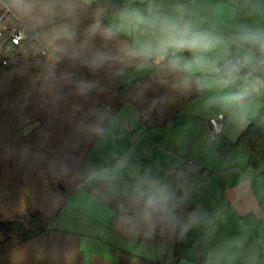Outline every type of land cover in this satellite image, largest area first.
Returning <instances> with one entry per match:
<instances>
[{
	"label": "crops",
	"instance_id": "obj_1",
	"mask_svg": "<svg viewBox=\"0 0 264 264\" xmlns=\"http://www.w3.org/2000/svg\"><path fill=\"white\" fill-rule=\"evenodd\" d=\"M1 2L6 5L7 0ZM80 2L82 4V0ZM176 2L157 0V3L165 5ZM179 2L187 4L195 12L200 27H215L227 32L240 23L264 26V0ZM98 4L107 7L102 22L108 25L118 22L116 13L121 8L129 6L144 10L148 0H92L90 5L82 4L78 11L83 18L77 27L73 50L78 49L84 38L83 33L93 22V11ZM17 17L26 28H32L34 39H39L40 44L44 45L42 49L47 50L45 58L37 60V80L34 81L55 98L47 108L48 112L67 117L72 115L71 118H76V122L81 117V120L86 121L79 127H76L77 124L73 126L74 122L59 121L63 123V128L73 130L60 136V146L64 150L78 143L80 147L74 157L78 163L70 168L72 171H69L67 181L61 185L56 208L46 216L52 225L59 220L63 225L70 223L80 226V230L63 226L48 228L45 234L32 241L40 238V241L49 242L53 238L60 246L61 256L65 258L71 244V263L119 264L114 259L109 263L100 261L102 256H119L120 249L104 241L107 235L112 234L116 238L121 234L135 240L154 239V236L134 235L119 229L116 226V201L108 188L98 182L86 181L92 169L114 164L116 159L125 154L129 167L124 170L121 187L145 170L161 180L173 183V186H176V174L183 173L187 183L178 191V195L182 194L185 198L182 209L178 210L181 216L184 217L190 206L193 210L202 208L208 217L214 214L219 216L215 223V233L211 237L207 235L206 223L180 235V243L175 245L177 233L173 234L170 238V255L175 251V264H202V255L207 247L238 234L241 226L248 228L250 241L264 234V166L251 167L248 149L237 142L249 123L241 126L219 107L207 106L206 102L217 94L216 90L199 93L193 88L190 92L181 93L172 87L176 77L166 76L157 65H142L123 58L119 50L125 44H133L143 38L141 34L126 28L109 41L96 36L85 49L79 50L80 56L77 58L65 56L57 59L59 53L55 47L60 42L51 40L53 25L47 22L38 24L29 18ZM68 19L72 18L58 15L55 23H68ZM97 50L108 53L111 59L93 72L84 64L83 57L91 56ZM163 79L167 80L166 84L161 83ZM79 80L98 81V88L87 95H78L76 83ZM153 101L156 103L153 104ZM263 109L264 100L254 101L253 118ZM100 114H104L102 126L105 132L96 135L88 130V125L96 123ZM217 115H223L224 122L221 133L213 137L208 121ZM66 123L71 127H67ZM80 127L89 135L88 140H80L81 134L77 131ZM260 127L264 130V114ZM226 142L234 146L221 159L218 149ZM63 153L65 159L73 162L72 156L67 157ZM84 168L86 172H81ZM77 183H81L82 187L78 188ZM84 254H87V261ZM131 256V260L126 258L125 264H149Z\"/></svg>",
	"mask_w": 264,
	"mask_h": 264
},
{
	"label": "clouds",
	"instance_id": "obj_2",
	"mask_svg": "<svg viewBox=\"0 0 264 264\" xmlns=\"http://www.w3.org/2000/svg\"><path fill=\"white\" fill-rule=\"evenodd\" d=\"M92 0H82L90 5ZM80 0H7L6 7L18 16L53 25L50 36L56 44L57 59L65 56L77 58L96 36L105 41L114 39L125 28L143 37L133 44H125L120 55L142 65H157L166 75L176 77L172 87L181 92L193 88L203 93L216 90V95L206 102L209 107H219L241 126H247L253 118V102L264 100V26L240 23L230 31L215 27H200L195 12L184 3L165 5L157 0H148L144 10L138 7H123L117 13V23L104 25L107 7L98 4L93 11V22L83 33L77 50L76 25L56 24L58 15L74 17L82 6ZM183 53H188L185 56ZM110 55L97 50L83 57L84 64L93 72L101 69ZM166 84L167 80H161ZM98 81L79 80L76 93L87 95L98 88ZM156 101H153L155 104ZM100 114L88 130L103 135ZM27 149H25L26 151ZM129 167L127 154L116 159L114 164L92 169L87 182L106 186L116 201V226L134 235L154 236L160 234L181 235L191 228L206 223L209 237L215 233L219 216L208 217L202 208L188 212L182 217L178 210L185 203L178 195L181 186L187 183L183 173L175 176L173 183L161 180L149 170L137 173L130 182L121 187L124 170ZM247 227L241 226L238 234L221 239L207 247L202 255V264H264V234L250 241Z\"/></svg>",
	"mask_w": 264,
	"mask_h": 264
},
{
	"label": "rangeland",
	"instance_id": "obj_3",
	"mask_svg": "<svg viewBox=\"0 0 264 264\" xmlns=\"http://www.w3.org/2000/svg\"><path fill=\"white\" fill-rule=\"evenodd\" d=\"M71 18L66 22L77 28L83 15L78 11ZM27 28L30 42L21 49L18 57L9 58L6 65L2 64L3 58H0V221H20L24 224L35 211L48 216L56 208L60 191L58 185L67 181L70 168L78 163V160H74L75 152L80 147L78 143L64 150L60 146V136L73 130L63 128V123L59 121L74 122L73 126L77 124L76 127L86 123L81 120L83 117L77 119L78 123L76 118H71L72 115L67 117L48 112L47 108L55 98L34 81L37 80V60L46 56L40 54L44 45L40 44L39 39H34L32 28ZM52 108H55L54 105ZM66 126L71 127L69 123ZM77 131L81 134L80 140H88L89 135L83 128ZM63 152L67 157L72 156L73 162L65 159ZM85 168L81 172H86ZM61 226L80 230V226L70 223L63 225L59 220L53 225L49 223L48 228ZM172 236L158 231L150 241L127 239L121 234L115 238L109 234L104 241L120 249L119 256H102L100 261L109 263L115 260L125 264L126 258L134 255L142 261L157 263L164 253V244L172 246ZM39 239L19 243L16 239L8 240L0 236V264H75L73 261L71 263V244L65 258L61 256L60 246L53 238L49 239L50 243ZM84 256L87 261V254Z\"/></svg>",
	"mask_w": 264,
	"mask_h": 264
},
{
	"label": "trees",
	"instance_id": "obj_4",
	"mask_svg": "<svg viewBox=\"0 0 264 264\" xmlns=\"http://www.w3.org/2000/svg\"><path fill=\"white\" fill-rule=\"evenodd\" d=\"M264 114V109L259 112V114L254 117L249 125L244 131L241 132L237 142L242 143L246 146L249 151L248 162L253 168L259 166H264V130L260 127L261 118ZM234 146L233 143L226 142L219 149L218 154L222 159L224 158ZM264 173V170H263ZM193 211L192 206L189 207L188 211L184 215L187 216L188 212ZM50 219L46 217L42 212L35 211L30 214L26 224L20 221H0V236L5 239H16L19 243H26L35 239L48 230ZM180 235L174 238V245L180 243ZM184 235V234H183ZM170 247L164 244L163 254L161 255V260L157 263L149 264H175L177 257L175 256V251L171 253Z\"/></svg>",
	"mask_w": 264,
	"mask_h": 264
},
{
	"label": "built area",
	"instance_id": "obj_5",
	"mask_svg": "<svg viewBox=\"0 0 264 264\" xmlns=\"http://www.w3.org/2000/svg\"><path fill=\"white\" fill-rule=\"evenodd\" d=\"M29 42L30 36L27 28L12 10L2 4L0 10V58H3L2 64L6 65L9 58L18 57L21 49L27 46ZM46 52V49H41L40 54L45 55ZM223 122V115L209 119L208 125L213 137L221 133ZM76 186L81 188L82 184L77 183Z\"/></svg>",
	"mask_w": 264,
	"mask_h": 264
},
{
	"label": "water",
	"instance_id": "obj_6",
	"mask_svg": "<svg viewBox=\"0 0 264 264\" xmlns=\"http://www.w3.org/2000/svg\"><path fill=\"white\" fill-rule=\"evenodd\" d=\"M58 189H59V190H62V186H61V185H58Z\"/></svg>",
	"mask_w": 264,
	"mask_h": 264
}]
</instances>
